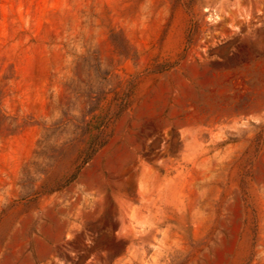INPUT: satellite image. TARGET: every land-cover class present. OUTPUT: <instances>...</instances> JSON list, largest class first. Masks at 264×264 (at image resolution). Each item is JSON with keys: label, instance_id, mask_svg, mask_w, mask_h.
<instances>
[{"label": "rangeland", "instance_id": "rangeland-1", "mask_svg": "<svg viewBox=\"0 0 264 264\" xmlns=\"http://www.w3.org/2000/svg\"><path fill=\"white\" fill-rule=\"evenodd\" d=\"M0 264H264V0H0Z\"/></svg>", "mask_w": 264, "mask_h": 264}]
</instances>
